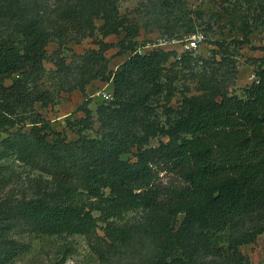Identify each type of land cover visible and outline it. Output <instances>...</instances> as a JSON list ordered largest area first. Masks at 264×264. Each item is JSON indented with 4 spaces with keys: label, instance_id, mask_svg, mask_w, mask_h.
Instances as JSON below:
<instances>
[{
    "label": "trees",
    "instance_id": "obj_1",
    "mask_svg": "<svg viewBox=\"0 0 264 264\" xmlns=\"http://www.w3.org/2000/svg\"><path fill=\"white\" fill-rule=\"evenodd\" d=\"M10 1L0 0V6ZM260 1L259 17L264 16ZM145 2L159 28L168 25L163 12L171 18L169 10L182 6L180 0ZM55 15L22 23L19 39L0 40V131L7 133L0 137V174L15 176L7 164L17 162L30 169L33 182L47 187L18 205L33 238L87 233L101 221L114 225L105 235L116 239L126 234L113 218L141 210L152 215L144 230L159 243L151 264H197V256L206 252L227 264H249L238 250L248 237L232 232H238L242 216L264 212V57L253 60L254 80L243 88L244 97L229 93L217 74L203 72L195 77L196 94L182 95L177 108L164 106L160 120L152 103L162 92L166 64L183 65L200 56L132 50L111 71L104 55L110 43L97 40L96 49L72 53L67 62L59 48L92 34L94 18L102 21L98 28L105 33L120 32L118 0H77ZM242 29L250 33L249 27ZM174 31L169 38H177ZM52 42L58 49L49 54ZM47 59L54 69H45ZM49 78L57 79L59 88L48 86ZM94 80H111L112 99L97 105L95 120L85 97L76 109L83 117H65V127L77 136L66 141L35 106L47 107L61 91L75 88L85 96ZM155 136L166 141L149 146ZM132 151L134 161L122 159ZM162 172L172 173L177 182L163 184ZM255 228V234L262 232ZM10 245L13 256L29 247Z\"/></svg>",
    "mask_w": 264,
    "mask_h": 264
},
{
    "label": "rangeland",
    "instance_id": "obj_2",
    "mask_svg": "<svg viewBox=\"0 0 264 264\" xmlns=\"http://www.w3.org/2000/svg\"><path fill=\"white\" fill-rule=\"evenodd\" d=\"M145 1L118 0L122 21L120 32L105 33L98 28L102 21L94 18L96 30L92 34L86 32L80 36L78 43L72 40L61 46V57L69 62L72 53L81 54L96 49L97 40L110 43L104 55L111 71L126 60L132 50L143 54L154 48H162L173 50L177 56H200V60L192 59L183 65L166 64L165 76L161 79L162 92L154 96L152 103L160 120L164 119V106L177 108L182 95L196 94L195 77L203 72L217 74L229 93L244 97L243 88L254 80L253 60L264 57V16H258L259 3L262 1L180 0V11L169 10L173 13L171 18L164 12V15L161 14L168 21V25L162 28L155 23L156 14L150 13L152 9L144 5ZM75 2L77 0H12L1 5L0 40L21 38L18 31L22 23L30 19L46 21L55 18L59 9ZM244 26L247 30L249 27V34H244ZM173 30L178 36L171 39L168 32ZM197 35H201L197 46L187 48L191 39ZM57 49L54 42L47 46L49 54ZM44 67L47 71L54 69L49 59L44 62ZM90 83L85 88V96L75 88L68 92L61 91L56 102L47 107H41L39 103L35 106L54 131L64 134L66 141L74 140L77 136L65 127V117H83L76 109L87 97L90 100L88 107L96 120V107L104 101L95 93L102 90L112 93L111 80H94ZM46 84L54 88L60 86L59 81L53 78L47 79ZM97 127L95 122L94 130L89 134L95 135ZM6 135V132L0 131L1 138ZM160 141H166V138L155 136L150 139L149 146H156ZM133 151L123 154L122 159L134 161ZM7 165L12 167L15 176L10 177L6 171L0 174V264H151L157 258L159 243L144 230V225L152 215L141 210H129L119 218H113L115 225L126 234L116 239L105 235L107 230L115 228L114 225L108 226L101 221L87 233H62L44 240L33 238L30 233L31 223L19 212L18 205L21 201L44 193L47 187L38 181L33 182L29 178L32 175L30 169L20 163L10 161ZM160 180L163 184L177 182L176 177L168 172L160 173ZM93 213L98 214L97 211ZM237 224L238 232H232V235H246L249 239L248 243L238 245V250L248 258L249 264H264V212L242 216ZM255 227H260L262 232L255 234ZM12 241L25 243L29 247L25 252L13 256L10 245ZM196 261L197 264H227L223 258L207 252L199 254Z\"/></svg>",
    "mask_w": 264,
    "mask_h": 264
},
{
    "label": "built area",
    "instance_id": "obj_3",
    "mask_svg": "<svg viewBox=\"0 0 264 264\" xmlns=\"http://www.w3.org/2000/svg\"><path fill=\"white\" fill-rule=\"evenodd\" d=\"M201 40V35L194 36L191 41L189 42V45L187 48H195L197 46L198 41ZM95 96H98L102 98L103 100H110L112 99V93L109 91H97L95 93Z\"/></svg>",
    "mask_w": 264,
    "mask_h": 264
},
{
    "label": "crops",
    "instance_id": "obj_4",
    "mask_svg": "<svg viewBox=\"0 0 264 264\" xmlns=\"http://www.w3.org/2000/svg\"><path fill=\"white\" fill-rule=\"evenodd\" d=\"M93 82V81H92ZM91 84V83H90ZM89 86V85H88ZM88 86L86 88H88Z\"/></svg>",
    "mask_w": 264,
    "mask_h": 264
}]
</instances>
